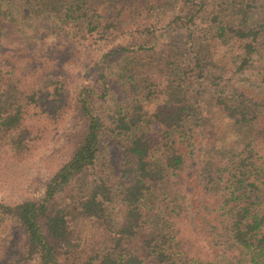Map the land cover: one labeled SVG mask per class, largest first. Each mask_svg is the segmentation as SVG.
I'll return each instance as SVG.
<instances>
[{"label":"trees","instance_id":"trees-1","mask_svg":"<svg viewBox=\"0 0 264 264\" xmlns=\"http://www.w3.org/2000/svg\"><path fill=\"white\" fill-rule=\"evenodd\" d=\"M147 1L0 0L2 43H23L37 36L41 27L67 34L72 30V37L106 34L108 29L130 37V41L99 54L94 62L97 81L82 84L73 99L61 82L37 85L17 78V83L11 84L10 75L17 76L15 70L0 69V134L9 136L14 154L29 149L25 124L29 107H40L59 119L71 112L81 121L70 155L54 171L43 193L37 198L0 203V212L20 225L25 259L36 257L41 264H203L182 256L172 246L167 222L145 206L154 197L165 201L172 195L166 192L167 185L181 176L194 154L189 146L191 128H186L194 112L188 82L191 70L196 71L195 76L203 73L202 58L185 65L171 60L169 53L160 57L155 26L137 24ZM179 2L182 12L175 14L168 26L191 33L203 7L196 0ZM39 4L46 9L34 10ZM215 22L210 42L219 48L226 41L236 46L237 69H247L256 50L258 29ZM114 74L115 79L119 77L123 98L104 120L95 106L109 98L110 76ZM256 76L264 85V65ZM152 102L155 107L149 112L147 106ZM213 113L217 124L226 125L228 131L256 116L223 95L215 97ZM106 132L120 146L117 192L126 209L118 223L109 219L113 185L98 165ZM259 141L248 140L244 150L231 148L229 155L221 154L219 148L216 161L210 163L215 170L208 176L212 189L221 192L217 211L227 238L247 264H264V164L258 162L254 148Z\"/></svg>","mask_w":264,"mask_h":264},{"label":"rangeland","instance_id":"rangeland-1","mask_svg":"<svg viewBox=\"0 0 264 264\" xmlns=\"http://www.w3.org/2000/svg\"><path fill=\"white\" fill-rule=\"evenodd\" d=\"M196 1L203 10L191 25V33L168 26L171 18L182 12L179 0H148L147 9L137 20V24L155 26L160 57L169 53L171 60L185 65L202 58L203 67L201 76H195L196 71L190 69L192 77L188 82L194 112L186 128H191L189 146L192 145L194 154L189 157L181 176L174 180L175 187L174 181L167 185L166 192H173L172 195L165 201L154 197L145 206L159 212L167 222V229L173 236L172 246L182 256L197 258L203 264H247L240 250L227 238L217 211L221 192L212 189L208 176L215 170L210 163L216 161L214 155L219 148L221 154L229 155L231 148L244 150L245 143L248 140L254 143L256 138L260 140L254 146L260 157L258 162L264 164V85L258 83L256 76L259 66L264 65V0ZM33 9L44 10L46 6L39 4ZM216 19L258 29L256 50L247 69H237L239 50L236 46L226 41L219 48L210 42ZM41 28L37 36L23 43L0 42V69L15 70L13 73L17 76L10 75L11 84L17 83V78L21 82L36 81L37 85L61 82L71 99L82 84L97 81L94 62L99 54L130 41L129 36L120 31L113 33L111 29L106 34L93 33L82 38L72 37V30L67 34ZM115 76H110L109 98L95 106L104 120L123 98L119 77L115 79ZM218 95L240 102L256 116L248 124L232 125L230 131L224 130L226 125L217 124L213 113ZM154 107L155 102H152L147 111L151 112ZM80 122L71 112L59 119L43 113L40 107H29L25 121L29 149L22 155L14 154L9 136L0 134V203L37 198L43 193L54 171L70 155ZM254 133L257 134L255 140ZM114 140L109 132L103 136L98 165L105 170V179L113 185L109 219L118 223L126 206L117 192V164L121 157L120 146H116ZM262 167L264 170V165ZM22 246L23 232L18 221L0 212V264H41L36 257L23 258Z\"/></svg>","mask_w":264,"mask_h":264}]
</instances>
